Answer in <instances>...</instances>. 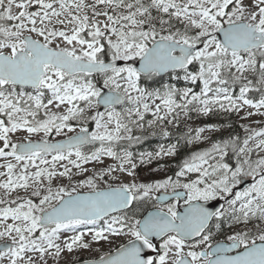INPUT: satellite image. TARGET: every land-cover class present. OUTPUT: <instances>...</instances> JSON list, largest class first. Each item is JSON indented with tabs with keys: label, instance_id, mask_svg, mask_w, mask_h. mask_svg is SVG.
Returning <instances> with one entry per match:
<instances>
[{
	"label": "snow or ice",
	"instance_id": "1",
	"mask_svg": "<svg viewBox=\"0 0 264 264\" xmlns=\"http://www.w3.org/2000/svg\"><path fill=\"white\" fill-rule=\"evenodd\" d=\"M256 116L264 0H0V264H264Z\"/></svg>",
	"mask_w": 264,
	"mask_h": 264
},
{
	"label": "flooded vegetation",
	"instance_id": "2",
	"mask_svg": "<svg viewBox=\"0 0 264 264\" xmlns=\"http://www.w3.org/2000/svg\"><path fill=\"white\" fill-rule=\"evenodd\" d=\"M110 163H112V161L108 158H105V164H110ZM159 163L168 164L169 171H167V173H165L163 170L159 172L150 171V169H155L157 167V162H154L151 165H146L138 169L140 178L145 181H150L154 179H161L166 174L171 175L172 174L171 168L174 167L176 160L175 158H170L169 160H163V161H160ZM80 178H83V177H80ZM117 243H119V241H117ZM80 255H81V258H86L88 256V253L84 252V253H81Z\"/></svg>",
	"mask_w": 264,
	"mask_h": 264
},
{
	"label": "rangeland",
	"instance_id": "3",
	"mask_svg": "<svg viewBox=\"0 0 264 264\" xmlns=\"http://www.w3.org/2000/svg\"><path fill=\"white\" fill-rule=\"evenodd\" d=\"M243 114V113H242ZM241 114V115H242ZM150 118V117H149ZM252 119L254 120H264V117H259V116H256V117H253ZM245 123H247V121H244ZM243 123V122H242ZM63 137H57L56 139H62ZM201 147H203V145H201ZM170 158L166 157L164 158V160H169ZM163 161V160H162ZM2 162V161H0ZM0 179H3V178H0Z\"/></svg>",
	"mask_w": 264,
	"mask_h": 264
},
{
	"label": "trees",
	"instance_id": "4",
	"mask_svg": "<svg viewBox=\"0 0 264 264\" xmlns=\"http://www.w3.org/2000/svg\"><path fill=\"white\" fill-rule=\"evenodd\" d=\"M201 119H203V120H210V122H218L216 117H211V118H201ZM230 120H231V117H230L229 121H230ZM160 140H161V139H160ZM157 142H158V141H156V143H157ZM161 142H166V141L162 139V140L160 141V143H161Z\"/></svg>",
	"mask_w": 264,
	"mask_h": 264
}]
</instances>
